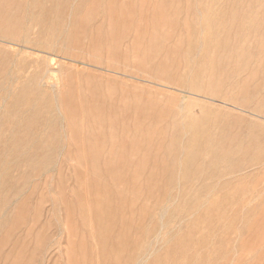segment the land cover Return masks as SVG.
Masks as SVG:
<instances>
[{
  "label": "bare ground",
  "instance_id": "1",
  "mask_svg": "<svg viewBox=\"0 0 264 264\" xmlns=\"http://www.w3.org/2000/svg\"><path fill=\"white\" fill-rule=\"evenodd\" d=\"M62 147L104 264L161 238L148 264H242L264 232V0H0V245Z\"/></svg>",
  "mask_w": 264,
  "mask_h": 264
},
{
  "label": "rangeland",
  "instance_id": "2",
  "mask_svg": "<svg viewBox=\"0 0 264 264\" xmlns=\"http://www.w3.org/2000/svg\"><path fill=\"white\" fill-rule=\"evenodd\" d=\"M122 49L124 51V47ZM16 50H18L17 46L12 45L10 52H15ZM123 51H119V62H124ZM21 55L25 57L24 54ZM40 55L36 53L31 58ZM78 59L88 62L87 59ZM102 59L106 60L105 56ZM110 59L114 61L113 58ZM70 63L69 60H65L62 68H69ZM82 67H86V70L78 76L80 79L86 78L87 70L90 72L95 71L91 72L92 82L99 83L102 86L119 89L125 85L131 86L134 82L145 84L140 79L146 77L143 74L136 75L131 73L130 68H128L129 72L125 71L123 72L124 74H116V77L120 79L116 78L117 80H113L112 77L106 78L105 76L98 78L96 73L101 70L94 66L78 64L74 71L77 72ZM119 71L122 72L121 70ZM129 75L140 79H132ZM133 80L134 82H132ZM186 96L188 97L186 100L195 101L200 99L194 94L190 95L186 93ZM215 103L220 102L215 101ZM58 127L62 141L69 143L70 139L65 122H61ZM65 151L64 147L59 149L50 170H45L38 177L31 178L30 185L22 196V199L25 198V205L20 213L24 222L17 224L8 231V240L0 245V264H104L103 262L107 258L106 254L108 251L96 248L94 250V245H91V239L84 234L87 233V229L81 226L76 208H73L74 203L70 202L72 198L71 190L73 189L71 174L74 162L65 156ZM61 179L62 183H60ZM32 184L36 186L32 187ZM61 194L70 203V213L67 212L65 206L59 203L58 199ZM15 204L16 201L12 204L11 208ZM34 215L36 219L32 221ZM259 222L264 225L262 219H259ZM9 228L7 227L4 231H7ZM162 236H164L163 233ZM145 239L147 241L148 238ZM149 239L151 240L152 238L150 237ZM212 241L215 244V252L208 262L218 263L221 256L218 254V251L216 252L219 243L218 240L212 239ZM81 244H84L85 250H81L83 247ZM151 246V250L144 252L142 261L145 264L150 263L155 256L165 253L166 241L164 238H161L157 242L153 241ZM256 246L254 245L250 249L247 248L242 264H264V232L259 237ZM199 251L202 252L203 250L199 249ZM108 263L106 262V264Z\"/></svg>",
  "mask_w": 264,
  "mask_h": 264
}]
</instances>
